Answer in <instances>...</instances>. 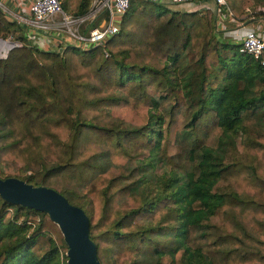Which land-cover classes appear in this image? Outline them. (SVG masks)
<instances>
[{"label": "trees", "instance_id": "16d2710c", "mask_svg": "<svg viewBox=\"0 0 264 264\" xmlns=\"http://www.w3.org/2000/svg\"><path fill=\"white\" fill-rule=\"evenodd\" d=\"M225 1L234 15L264 6ZM76 3L66 11L84 15L92 0ZM215 23L209 10L132 0L104 46L59 55L22 45L0 58V162L31 170L17 178L81 208L102 264H264V52L262 60L239 53ZM13 31L0 11V39ZM114 108L146 122L87 118ZM90 142L103 152L85 155ZM156 164L173 177L154 201L142 184ZM83 195L97 199L94 218ZM123 199L129 211H120ZM60 248L47 214L0 197V264H66Z\"/></svg>", "mask_w": 264, "mask_h": 264}, {"label": "built area", "instance_id": "2783aa9c", "mask_svg": "<svg viewBox=\"0 0 264 264\" xmlns=\"http://www.w3.org/2000/svg\"><path fill=\"white\" fill-rule=\"evenodd\" d=\"M131 1L93 0L86 14L75 16L64 11L61 0H10V4L0 0V11L22 30L28 46L62 55L67 46L82 50L104 46L109 38L120 31L122 20ZM146 1L161 4L169 10L175 6H183L188 11H195L203 9L207 0ZM211 1L217 5V13L225 6V13L232 16V12L226 7L225 0ZM99 16L103 17L102 24L94 25ZM82 26H85V30H81ZM11 42L20 44L11 37L5 40V43ZM7 50H9L7 47L1 49L4 53L3 57H6ZM237 51L262 60L264 36L254 30H247L237 46Z\"/></svg>", "mask_w": 264, "mask_h": 264}, {"label": "water", "instance_id": "95a60500", "mask_svg": "<svg viewBox=\"0 0 264 264\" xmlns=\"http://www.w3.org/2000/svg\"><path fill=\"white\" fill-rule=\"evenodd\" d=\"M0 39V43H4ZM13 42L7 46L12 49ZM0 197L14 205L27 207L47 214L56 224L67 246L66 264H102L97 256L94 241L90 238L87 214L51 187L34 186L17 177L0 178Z\"/></svg>", "mask_w": 264, "mask_h": 264}, {"label": "rangeland", "instance_id": "374dc122", "mask_svg": "<svg viewBox=\"0 0 264 264\" xmlns=\"http://www.w3.org/2000/svg\"><path fill=\"white\" fill-rule=\"evenodd\" d=\"M61 1H62V5H63L62 8L64 9L65 12H67L65 7L69 8V10H72L76 7V4H77L76 3L77 0H61ZM92 2H93V0H92ZM67 13L71 14L70 12H67ZM75 16H77V15H75ZM18 29L20 32L19 31H13L1 39L7 40L9 37H11V39H13L14 41H18L21 44V45L19 44L18 46L27 45L26 40L24 38L20 39V36L23 37V34H22V30L19 27H18ZM81 30H85V26H82ZM18 46H16V47H18ZM9 50H7L5 52V56H7V53ZM3 55H4V53L1 52V49H0V58H5V57H3ZM155 66H157V65H155ZM180 84H182L181 81H180ZM137 117H139V118H137ZM87 118L92 119V120H94V122H97L99 124H109L110 122H115V123L117 122V123H120L121 126H125V125L129 124L130 122H135L139 125H142L146 122L145 119L140 118V113L138 111H129V110L123 109V108L110 109L109 112L105 113V116H103L101 118H96V117L92 116V114H87ZM94 152L97 154H101L103 152L102 148L95 142H90L86 147L83 148V153L85 155H88V154H91ZM121 159H122V157H116L114 159V161L119 162V161H121ZM12 166L14 167V170H10L9 167H7L5 165V161L0 162V173L3 175V177L13 176V177H22L23 178L25 176L32 174L31 170H29V169L24 170L23 168H20L19 164H17L16 162H14L12 164ZM262 167L264 168V163H262ZM166 169L167 168H165V167H163V168L158 167L156 164L155 167H149L148 171L145 172V175H148V177H147L148 179L144 180L142 186L143 185L145 186V184H146V187L148 188L147 194L154 201L157 200L156 192L162 196L166 195L167 192H170V186H169L170 185V178L173 176H172V173H170ZM61 186L62 185L60 184V182L56 181V186H54V187L59 189V187H61ZM159 186H169V189H163V191H161ZM81 200H83V202L85 203V210L90 215H92V218H94L97 215L96 212H97V208H98V203H97L96 197H94L93 195H90V196H84L83 195L81 197ZM165 204H166V201L161 203L157 207L154 206L151 209L153 211L154 216L158 217L161 213L164 212V210H165L164 205ZM118 205H119L120 211H129L130 208L133 207L132 203L127 202L125 199L120 200ZM139 219L144 224H149L151 221L149 217H145V218L140 217ZM47 237L54 238L52 236V234H47ZM64 255H66V252H64L60 248V251L58 252V258L60 261L64 260Z\"/></svg>", "mask_w": 264, "mask_h": 264}, {"label": "crops", "instance_id": "0c3cea01", "mask_svg": "<svg viewBox=\"0 0 264 264\" xmlns=\"http://www.w3.org/2000/svg\"><path fill=\"white\" fill-rule=\"evenodd\" d=\"M3 1L7 4L11 3L10 0ZM204 6L203 10H209L214 15L217 36L221 41L238 45L249 29L264 36V6H247L238 11L236 15L230 10L232 16L225 13L224 7L217 13V5L211 0L205 1ZM171 11L186 12L188 9L183 6H175L171 8ZM102 22L103 17L99 16L93 24H102Z\"/></svg>", "mask_w": 264, "mask_h": 264}, {"label": "bare ground", "instance_id": "6f19581e", "mask_svg": "<svg viewBox=\"0 0 264 264\" xmlns=\"http://www.w3.org/2000/svg\"><path fill=\"white\" fill-rule=\"evenodd\" d=\"M9 45H10L9 43H5V42L4 43H0V48L3 50Z\"/></svg>", "mask_w": 264, "mask_h": 264}]
</instances>
